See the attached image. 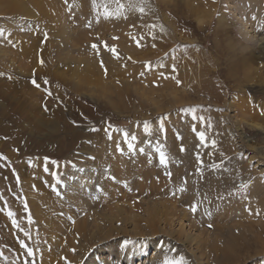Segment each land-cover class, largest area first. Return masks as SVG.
I'll return each instance as SVG.
<instances>
[{"label": "rangeland", "instance_id": "rangeland-1", "mask_svg": "<svg viewBox=\"0 0 264 264\" xmlns=\"http://www.w3.org/2000/svg\"><path fill=\"white\" fill-rule=\"evenodd\" d=\"M3 1L0 264H74L72 256L67 259V250L74 254L82 240L72 227L75 220L67 205L75 201L69 196L86 185L96 197L98 181L109 174L117 156L134 166L130 178L138 175L137 165L170 176L172 167L190 158L206 160L225 173L244 175L245 182L235 179L231 184L249 183L252 195L241 201L245 214L227 224L230 231L243 235L245 248L235 252V262L230 264H264V47L260 44L264 38V0H95V7L93 0H58L72 31L82 28L89 32L79 43L74 41L80 54L68 53L74 50V43L70 39L66 42L60 34L50 0ZM9 2L17 4L16 9L8 10ZM118 5L124 7L116 16ZM105 11L113 15L105 18ZM73 55L97 60L100 76L113 91L111 96H103L94 79L85 78L84 62L71 60ZM119 87L127 89L123 94L127 98L114 95ZM256 119L262 127L250 124ZM154 128L156 135L151 137ZM199 132L205 134L204 144ZM102 148L110 150H103L98 158ZM161 152L165 155L163 164ZM151 154L153 160L139 164V157L151 159ZM36 171L52 176L48 190L58 202L49 216L44 213L31 223L24 193L19 196L13 188L8 193L5 180L11 172L19 183V174L35 178ZM111 177L125 185V177ZM39 185L44 187L43 181ZM194 188L195 201L186 205V210L196 231L202 230L204 237L211 239L221 228L224 234L218 239L224 242L228 236L225 224L211 216L220 204L211 203L205 187ZM46 207L41 210L47 212ZM52 215L59 217L57 224L65 223L63 234L50 228ZM86 218L92 220L89 214ZM115 226L105 239L85 248L83 242L78 246L82 250L80 264L89 259L102 263L97 262L101 255L106 257L105 264H127L116 255H127L137 242H144L149 255L157 246H167L166 233L135 236L124 233L127 225L124 231L119 229L124 227L121 223ZM32 231L39 233L40 241L34 239ZM69 232L76 237L73 243ZM172 238L174 245L157 252V261L162 264L165 256L183 257L187 264H204L193 257L184 242H178L174 235ZM212 258L214 255L205 264H215ZM139 262L132 264H149Z\"/></svg>", "mask_w": 264, "mask_h": 264}, {"label": "bare ground", "instance_id": "bare-ground-1", "mask_svg": "<svg viewBox=\"0 0 264 264\" xmlns=\"http://www.w3.org/2000/svg\"><path fill=\"white\" fill-rule=\"evenodd\" d=\"M16 5L17 4L15 3L9 2L6 8H8V10H13L16 9ZM49 6L57 13L55 19L60 26V34L63 35L66 42H69L70 39L73 43L74 41L79 43L82 38H86L85 35H89V32L82 28L75 32L72 31V25L66 24V16L62 13V5L58 0H50ZM152 38L153 37H151V40L154 41ZM262 39L263 41L260 44H263L264 47V38ZM72 45L74 48H71L74 50L69 51L68 53H79L78 47H76L78 45H76V43ZM71 60H77L79 62L83 61L84 67L82 66L83 68H81L82 70L85 69V78L87 77V79L90 80L94 79L96 85L101 88V94L103 96L112 95L113 91L107 87L108 84H106L100 76L102 71L97 64L96 59L90 60L85 56L73 55L71 56ZM242 62L244 63V60ZM50 73L51 72L48 71L46 75L49 77ZM126 90V88L119 87L114 95L118 98L125 99L127 97H123V94ZM111 104H115V101L113 100ZM250 124L256 127H262V124L259 123L257 119L251 121ZM155 135L156 129L154 128L151 131L150 136L155 137ZM103 150L110 149L102 148L100 154L97 155L98 158L103 156ZM150 158L151 159H148L146 156L142 158L139 157L138 162L142 165L153 160V154L150 155ZM116 159L118 162H111L109 174L105 177L102 176L98 181L99 188L95 189L97 198L92 195L95 191L89 190L90 188L85 185L86 189L69 196L75 202H70L71 199L66 200V202H70L67 205L68 212L70 213L71 218L75 220L72 227L76 229L75 234L82 240L84 248L86 245L94 244L105 239L112 233V231L116 230L117 227L115 224L121 223L123 226L127 225L129 229L125 230V228H127L125 226L119 229L122 231L125 230L124 233H131L135 236L144 235L146 232L150 235L158 233L163 235L165 233L168 234L165 236L164 243L167 244V246H157V248H155L156 251L154 250L151 255H149L143 248L144 242H137L134 244L132 251H128L127 255H116L117 258L124 259L127 264H132L136 260H139V263L147 262L149 264H161L160 261H157L159 256L157 252L159 253L163 248L164 250H167L171 243L172 246L174 245L175 242L172 238L173 235L178 242H184L185 246L188 247V251L193 257H197L201 263H208L207 259L213 255L214 258L212 259L215 264H230L235 262L233 259L235 257V252H240L245 248L242 237L243 235L230 231L227 223L232 221L235 222L236 218L245 214L242 210L243 204H241V201H243L245 197H248V194H252L248 191L249 183L246 185L247 187H242L241 184L232 186L231 181L236 179L237 182H245L247 179L243 178L244 175L241 177L239 174L235 176V174L230 172L225 173L223 172L224 169H214L206 160L199 161L198 158H190L181 160V165L179 167H172L170 176L159 174L157 171L160 170H157L156 168L145 169L144 167L137 165L135 167L137 168L136 171L139 172L138 175L131 176L130 178V173L135 170L134 166L128 164V162L122 157L117 156ZM89 170L87 167L86 174L88 176H90ZM125 172L128 174L127 177L124 176ZM36 173L35 178L28 177L29 175L19 174L18 178H20V182L18 183L17 177L9 172L5 180V183L9 184L7 189L8 193H10L11 188L19 191V193H17L19 196H23L22 194L24 193L25 202L28 205L27 215L30 218L31 223L40 218V216H45L44 213H47L49 216L50 212H54V210L57 209V200L52 192L48 190L51 185L52 176L50 177L49 174L40 175L37 171ZM111 176L117 178L125 177V180L123 181L125 185L122 186L117 184ZM42 178L43 180H41ZM40 181H43L44 187L39 185ZM31 185L34 186V188ZM194 186L205 187L211 203L220 204V207L213 211L211 216L213 219L224 222L225 232L228 233L227 239L224 240V242L220 243L218 239L224 234V230H221V228L219 229V234L215 232L211 239L204 237V232L202 230L197 229L198 231H196L195 223L190 219L189 212L186 210V205H190L195 201L192 193L195 190ZM31 188L34 190L31 191ZM181 189L183 190L181 191ZM136 196L141 198L145 197V199L141 200L139 198H133ZM43 205L47 206V212L41 210ZM141 211H143V214L138 213ZM87 214L91 216L92 220L89 221L86 218ZM58 218L59 217L53 215L52 217H49L51 223L50 228H53V233L61 231L63 234L64 231H66V229H64L65 223L61 221L57 224L59 221ZM175 221L178 223L176 224ZM184 226L188 227L189 230L195 229V232L191 234L188 232L189 230L186 231ZM214 227L218 229L217 224H214ZM32 228L34 229L33 225ZM32 232H35L33 235L34 239L40 241L39 233L36 231ZM42 234L43 233H41V235ZM68 237L70 242L71 240L74 241L76 239L72 232L68 233ZM82 242L80 241V244H82ZM78 246L77 249H75L79 255H77L76 252H74V254L70 253L69 250H67L69 247L66 249L68 251L67 259L72 256V258L75 259L74 264L79 263V256L82 252ZM39 247L40 244L35 248L37 249ZM43 261H45V259ZM92 261L93 260L89 259L86 264H105L103 261L107 260L105 256L101 255L97 262L102 263H95ZM64 263L65 262L60 261L58 264ZM42 264L47 263L42 262ZM107 264L111 263L107 262Z\"/></svg>", "mask_w": 264, "mask_h": 264}, {"label": "snow or ice", "instance_id": "snow-or-ice-1", "mask_svg": "<svg viewBox=\"0 0 264 264\" xmlns=\"http://www.w3.org/2000/svg\"><path fill=\"white\" fill-rule=\"evenodd\" d=\"M117 3H118V0H117ZM95 6H96V5H95V0H93V7H95ZM123 7H124L123 5H118L117 11H116V13H115L116 16H119V14H120V10H121ZM140 11L143 12V8H141ZM112 15H113V13H110V12H108V11H105V12H104V16H105V18H108V17H110V16H112ZM2 34H3V33H0V35H2ZM93 47H95V45H94ZM45 82H47V81H45ZM177 82L179 83V81H177ZM32 83H33L36 87H39V85L36 84V81H35V80H33ZM193 111H194V110H193ZM209 126H210V125H209ZM145 128H147V125H145ZM197 135H198V137H199V139H200L201 144H204V143H205V134H204L203 132H199V133H197ZM132 139H135V137H132ZM214 143H215V142H213V144H214ZM129 146L131 147V145H129ZM183 150H184V149L181 148V151H183ZM2 158H3V157H0V159H2ZM160 162H161L162 164L165 163V155H164L163 152H161V154H160ZM242 187H246V185H242ZM182 190H183V189H181V191H182ZM191 210H192L193 212L196 211V205H195V204L192 205ZM8 215H9V216H12L13 214H12L11 212H9ZM29 219H30V218H29ZM13 223H15V221H14ZM21 246L24 247V243H23V241H21ZM73 251H74V250H73ZM32 254H33V253H32V249L29 248V249H28V255L31 256ZM162 264H187V262L185 261V259H184L183 257H178V258L172 259V258H169V257L165 256V258H164L163 261H162Z\"/></svg>", "mask_w": 264, "mask_h": 264}]
</instances>
